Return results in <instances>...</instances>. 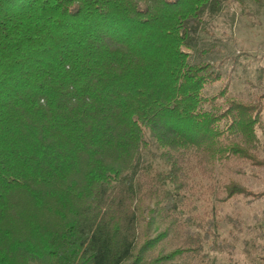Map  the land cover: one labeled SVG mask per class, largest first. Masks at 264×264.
I'll list each match as a JSON object with an SVG mask.
<instances>
[{"label":"trees","instance_id":"trees-1","mask_svg":"<svg viewBox=\"0 0 264 264\" xmlns=\"http://www.w3.org/2000/svg\"><path fill=\"white\" fill-rule=\"evenodd\" d=\"M227 1L0 0V264H264V90L191 59Z\"/></svg>","mask_w":264,"mask_h":264},{"label":"rangeland","instance_id":"rangeland-1","mask_svg":"<svg viewBox=\"0 0 264 264\" xmlns=\"http://www.w3.org/2000/svg\"><path fill=\"white\" fill-rule=\"evenodd\" d=\"M203 29L197 32L195 44L191 49L193 61H208L220 72L221 79L209 84V92L216 91L228 83L230 94L242 99H250L264 90V4L251 1L236 2L229 0L213 16L205 18ZM210 51L203 55L201 49ZM264 121V111H263ZM260 137L264 140L263 135ZM240 180L251 190L264 188V171L255 175L241 176ZM244 198L224 205L220 221V234L229 238L232 225L226 222L224 212L240 214L245 224L254 226L259 215V203L246 205ZM251 231H244L236 243L233 260L239 263L250 261L253 250L249 240ZM211 264H231L227 255H213ZM209 264V263H208Z\"/></svg>","mask_w":264,"mask_h":264}]
</instances>
